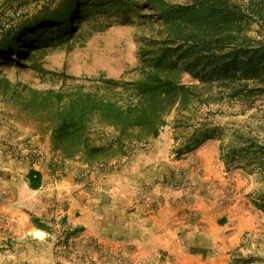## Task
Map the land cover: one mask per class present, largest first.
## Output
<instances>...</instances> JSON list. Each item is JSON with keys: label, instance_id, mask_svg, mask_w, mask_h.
<instances>
[{"label": "rangeland", "instance_id": "1", "mask_svg": "<svg viewBox=\"0 0 264 264\" xmlns=\"http://www.w3.org/2000/svg\"><path fill=\"white\" fill-rule=\"evenodd\" d=\"M62 1L0 0V31L15 32ZM162 1L126 22L111 15L99 30L93 18L77 19L83 22L70 41L36 44L33 51L30 38L13 54L16 65L0 60V80L47 90L52 80L40 81L23 56L34 54L48 72L89 87L102 78L140 80L163 53L175 66L171 77L202 94L187 110L172 112L156 140L128 144L124 154L91 164L64 159L45 129L0 97V177L17 180L10 194L23 217L14 227L3 219L0 264H264V211L256 206L264 199V166L261 174L244 162L226 166L219 155L220 146L242 139L264 145V66L218 76L222 52L211 55L201 42L232 35L246 37L250 47L264 44V0H227L231 16L196 0ZM253 57L247 71L256 61L264 65V56ZM204 129L215 136L184 151L192 133ZM90 135L100 147L113 141L102 128ZM30 172L40 176L37 190L29 188Z\"/></svg>", "mask_w": 264, "mask_h": 264}, {"label": "trees", "instance_id": "2", "mask_svg": "<svg viewBox=\"0 0 264 264\" xmlns=\"http://www.w3.org/2000/svg\"><path fill=\"white\" fill-rule=\"evenodd\" d=\"M161 3L162 0H63L54 8L42 9L29 20L30 23L25 22L15 32L0 31V60L6 56L9 66L16 65L18 61L14 60L13 54L19 56L17 51L23 50L30 38L33 51L37 50L36 44H41L37 48L42 49L55 39L58 42L70 41L83 22L76 23L77 19L93 18L95 30H99L103 28L99 22L111 15H122L126 22L132 16L137 17L139 10L146 8L155 11ZM196 3L210 12L235 15L227 0H196ZM33 29L35 31L31 32ZM41 29L48 36L46 39ZM42 40L43 43H39ZM246 40V37L225 35L211 41H201L204 50L211 55L222 52L218 54L214 74L229 79L235 78L236 74L257 72L259 66L263 68L264 65L256 61L255 68L246 70L247 58L254 56L259 60L264 56L263 43L256 42L254 47H250L246 45ZM168 56L162 53L149 62L146 65L148 71L140 80L120 83L102 78L93 86L86 87L74 84L75 80L64 74L48 72L37 65L34 54L28 53L22 58L32 61L28 68L40 76V81L45 78L52 80L51 85L47 90H38L22 83L12 85L2 78L0 97L19 106L34 123L45 129L52 148L60 152L64 159H81L86 164L104 162L114 153L124 154L128 144L156 140L172 112L181 113L188 109L189 104L201 98L202 94L195 88L184 86L171 77L175 66L165 63ZM53 80L59 83L57 89ZM94 127L109 130L113 134L111 144L98 146L90 135ZM214 136L209 129L194 131L185 143L184 151H191ZM243 140L220 146V159L226 166L244 162L261 174L264 145ZM180 153L181 150H178L177 155ZM28 180L30 189L40 187L39 174L30 172ZM256 206L264 211V199ZM231 262L237 263L238 260Z\"/></svg>", "mask_w": 264, "mask_h": 264}, {"label": "crops", "instance_id": "3", "mask_svg": "<svg viewBox=\"0 0 264 264\" xmlns=\"http://www.w3.org/2000/svg\"><path fill=\"white\" fill-rule=\"evenodd\" d=\"M5 165L6 164H4V166ZM1 166L2 164H0V168ZM8 167L12 168L11 165H8ZM16 181L17 180L15 178L0 177V234L6 228L3 224V219L5 217H10V219H13V227L16 225L14 220H22L23 218L20 214V211L17 209V205H14L15 201L12 199L14 196L10 194V191L15 192V189H11V187L15 186ZM22 189H26L25 184H22V186L19 188V190ZM8 226H11V224Z\"/></svg>", "mask_w": 264, "mask_h": 264}]
</instances>
